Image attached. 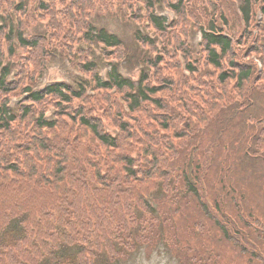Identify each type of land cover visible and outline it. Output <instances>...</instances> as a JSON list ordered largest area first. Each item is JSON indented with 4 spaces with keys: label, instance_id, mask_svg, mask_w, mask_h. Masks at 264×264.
I'll return each instance as SVG.
<instances>
[{
    "label": "trees",
    "instance_id": "16d2710c",
    "mask_svg": "<svg viewBox=\"0 0 264 264\" xmlns=\"http://www.w3.org/2000/svg\"><path fill=\"white\" fill-rule=\"evenodd\" d=\"M56 53L78 75L43 85ZM162 244L264 264V0H0V264Z\"/></svg>",
    "mask_w": 264,
    "mask_h": 264
},
{
    "label": "rangeland",
    "instance_id": "374dc122",
    "mask_svg": "<svg viewBox=\"0 0 264 264\" xmlns=\"http://www.w3.org/2000/svg\"><path fill=\"white\" fill-rule=\"evenodd\" d=\"M157 11L160 15L173 17L172 12L165 8L163 3L157 5ZM116 14L101 19H96V24L100 26L110 27L111 30L116 31L121 36L126 39L127 44L131 47L134 52H137L138 55L141 51L139 45L134 41L133 32H136L138 26L135 25L132 21L126 22L128 20L127 13L119 7L116 10ZM125 16V19H124ZM145 29L142 28V31ZM146 31V30H145ZM154 35V34H153ZM201 38L200 33H195L193 39L191 40V45L196 48L199 40ZM57 54V55H56ZM55 58L50 62L47 69L46 75L43 79V85L50 83L58 82H73V78L78 75V71L74 69L70 62L67 59H63L60 53H56ZM135 57H138L134 54ZM103 72L106 75V64L102 65ZM142 68V67H141ZM132 70H134L132 72ZM135 70H139L138 64L135 65V62H129L126 68H124L125 73L135 75ZM104 75V76H105ZM99 264H181L172 253L164 246L163 244L156 247L150 254L147 251L146 247H141L139 251L135 252L130 256L128 260H118L116 262H99Z\"/></svg>",
    "mask_w": 264,
    "mask_h": 264
}]
</instances>
